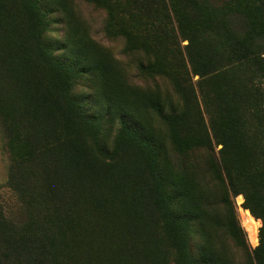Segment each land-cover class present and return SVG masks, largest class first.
Here are the masks:
<instances>
[{
	"label": "trees",
	"instance_id": "trees-1",
	"mask_svg": "<svg viewBox=\"0 0 264 264\" xmlns=\"http://www.w3.org/2000/svg\"><path fill=\"white\" fill-rule=\"evenodd\" d=\"M104 6L105 31L144 52L140 72L166 80L181 100L159 83L131 87L67 15L68 0H0V127L8 183L26 210L18 223L0 202L1 256L8 264H230L218 249L225 230L244 264H264V0ZM171 10L204 78L209 124L182 83L187 63L171 44ZM83 79L90 96L76 90ZM241 193L262 220L254 249L233 207Z\"/></svg>",
	"mask_w": 264,
	"mask_h": 264
},
{
	"label": "rangeland",
	"instance_id": "rangeland-1",
	"mask_svg": "<svg viewBox=\"0 0 264 264\" xmlns=\"http://www.w3.org/2000/svg\"><path fill=\"white\" fill-rule=\"evenodd\" d=\"M106 2L107 0H102V3L98 4L91 0H73V2L68 0L70 12L66 13L67 15L74 14V20L77 17L81 20V23L78 25L80 30L82 29L83 32L87 33L89 37L96 41L100 48L103 47L106 50V53L116 65L121 77L127 80L131 87L135 89H137V87L143 89H154L156 88L155 83H159L161 87L168 88V92L171 93L170 95L173 98L174 103L179 102L181 100V96H179L176 91L173 92L171 86L166 84L168 83L166 80H161V78H156L153 80L144 76L140 72L138 69L139 62L141 60L146 61L144 52L128 50L126 48L127 40L124 36L118 35L116 31L114 33H108L105 31V25L109 17L108 10L104 6ZM171 14L173 16V22L169 25H171V27L176 30V37L171 44L181 50L187 63L188 74H181L182 83L188 91H191L192 93L194 92L197 95L202 114L206 122L209 124L208 112H212V109L207 107L205 101L206 98L204 97V92L200 85V83L204 81V78H201L200 75L194 73L193 67L186 52L188 40H183L172 10ZM57 20L60 19L57 18ZM61 25L62 24L60 23H55L52 25L53 28L51 34L56 40H58L63 34ZM262 42L264 43V41ZM55 52L58 54L60 50L56 49ZM212 87L214 86L206 85L205 89L209 91L212 89ZM76 90L82 93L86 92V94L90 96L91 89L89 88V83L86 81V79L78 82ZM95 112L98 113L99 111L95 109L93 113ZM239 117L240 116H235L234 118ZM219 148H221V146L216 148V151H218L217 149ZM10 164L11 157L7 146V140L0 127V202L4 205L7 216L13 219L15 222L20 223L26 220V210L16 191L9 186L8 179ZM244 201L245 198L242 193L238 194L237 196H232L236 218L239 220L242 228L246 232V238L249 246L251 249H254L259 245V230L262 226V220L256 218L250 209L245 207ZM222 209L221 211L225 212V214H227L229 211L225 206H223ZM220 233L227 235H223V242L218 248L220 254L224 258L228 259L230 264H244L245 260L243 249L238 247L237 243L228 237V232L225 230H220ZM4 248L5 244L0 241V264H8L9 261L5 259L4 256H1ZM16 258L21 257L13 256V259Z\"/></svg>",
	"mask_w": 264,
	"mask_h": 264
}]
</instances>
